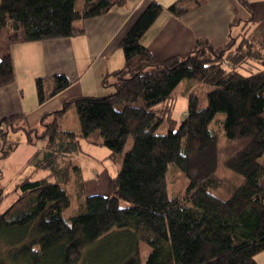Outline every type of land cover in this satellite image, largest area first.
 Here are the masks:
<instances>
[{
  "label": "trees",
  "instance_id": "1",
  "mask_svg": "<svg viewBox=\"0 0 264 264\" xmlns=\"http://www.w3.org/2000/svg\"><path fill=\"white\" fill-rule=\"evenodd\" d=\"M240 2L251 15L241 39L231 37L218 48L199 39L190 55L166 61L142 43L165 10L151 2L120 43L124 65L104 77L111 93L65 103L43 116L42 131L24 116L1 122L0 160L19 146L10 133L21 131L28 144L40 147L29 165L56 181L28 177L14 185L17 197L0 214V264H91L86 250L118 232L126 238L116 244L117 264H257L264 252V43L247 35L254 9ZM200 4L179 0L167 10L182 16ZM127 5L128 0H0V30L10 33L9 44L74 38L85 34L82 22ZM14 81L13 59L5 52L0 88ZM183 82L188 108L178 121L175 91ZM72 84L64 74L37 78L39 103ZM72 107L79 131L60 124ZM96 134L101 140L95 143L120 165L109 178L108 195L88 194L75 162L82 142ZM172 177L186 186L173 191ZM0 191L1 206V186ZM73 203L77 214L67 218ZM142 244L150 248L145 261Z\"/></svg>",
  "mask_w": 264,
  "mask_h": 264
},
{
  "label": "crops",
  "instance_id": "2",
  "mask_svg": "<svg viewBox=\"0 0 264 264\" xmlns=\"http://www.w3.org/2000/svg\"><path fill=\"white\" fill-rule=\"evenodd\" d=\"M153 1L160 3L165 10L144 35L142 43L159 61L187 57L199 39H207L216 48L226 45L231 37L241 39L246 30L244 22L251 18L240 0H199L200 5L182 16L173 15L167 10L179 0H128L127 6L114 7L105 15L82 22L81 25L85 27L82 36L0 44V57L10 52L15 71V81L0 88V125L8 117L24 116L31 128L42 131L43 116L60 111L65 103L82 96L105 95L102 94L103 91L107 92L103 87L104 77L120 69L125 62L120 47L122 39ZM247 1L254 9L255 22L249 26L247 35H255L264 43V0ZM3 31L0 30V34ZM236 33L240 36H236ZM57 74L68 76L73 84L48 101L39 103L36 79ZM69 111L60 117V124L64 129L79 131L80 125L66 124ZM10 141L17 142L19 146L7 158L0 160L3 162L0 179L3 177L5 183L15 185L18 180L30 176L27 173L32 168L30 160L40 147L28 144L26 137ZM2 145L0 139V152ZM20 152L24 153V157H19L12 172L10 162ZM93 191V194H103ZM14 196L16 199L17 194ZM258 258L257 264H260Z\"/></svg>",
  "mask_w": 264,
  "mask_h": 264
},
{
  "label": "rangeland",
  "instance_id": "3",
  "mask_svg": "<svg viewBox=\"0 0 264 264\" xmlns=\"http://www.w3.org/2000/svg\"><path fill=\"white\" fill-rule=\"evenodd\" d=\"M82 2L80 1L77 5L78 8L81 7ZM79 25V22L76 23ZM6 31V30H4ZM0 34V44L3 46L4 44L8 43V38L10 33L4 32ZM8 33V34H7ZM236 36H240L238 33H236ZM187 82H183L179 85V87L176 89L175 94L177 95L174 107H173V117L174 119L181 121L185 117V112L188 108V99L182 95L184 90L187 87ZM106 91H103L102 94H109L112 92V89H107ZM198 93V92H197ZM199 97L201 98V102L203 105L207 104V98L205 92H199ZM67 123L70 124V126H79V118L76 112V109L73 107L70 109L68 117H67ZM40 131V130H38ZM167 132V127L165 126L164 129L161 131V133ZM26 137L22 132L17 133H10L9 140H16L19 141L20 139H23ZM97 140H101L98 138V134L92 135L88 140H84L82 142L83 144V153L78 156L75 159L76 164L80 165L83 169V173L85 176V179L87 180V192L88 194L94 193L93 190L102 192L105 195L109 194V178L111 176H115L119 169L120 165L114 162L111 158H109V155L111 151L106 148L105 146L98 145L95 142ZM133 141L132 139L129 141V145L126 150H129L131 148ZM18 157L14 158L13 161L11 160V168L12 172H14L17 161L19 157H24V153L20 152ZM3 162L0 161V168H2ZM31 167V166H30ZM2 170H0L1 172ZM32 171V172H30ZM27 173L30 174V178L35 179H47L51 182H55V177L47 171L42 170H36L35 168H31V170H27ZM26 173V174H27ZM10 175V173H9ZM28 175V174H27ZM9 182L5 183V179L2 177L0 179V186L4 188V194L6 196L4 197L5 201L2 206H0V214L3 213L9 206H11L15 200V193H14V184ZM170 187L173 191H179L180 189H183L186 186V181L184 179H176V178H170ZM67 190L71 193L72 197L74 198L75 191L72 186H68ZM1 193V191H0ZM123 205H126V203H123ZM128 205V204H127ZM77 214L75 203H73L72 207L66 212V217L71 218ZM122 232H118L116 236H113L112 239L104 242L103 244H100L99 246L96 245L93 246L92 249L86 250L88 252H92L91 254V264H117V255L118 252L114 251L116 248V244L118 243V240L125 239L126 236L120 235ZM123 234V233H122ZM124 243V242H123ZM142 259L145 261L150 253V248L146 244H142ZM116 253V254H115ZM122 255V254H121ZM259 262L260 264H264V252L260 253L259 255Z\"/></svg>",
  "mask_w": 264,
  "mask_h": 264
}]
</instances>
